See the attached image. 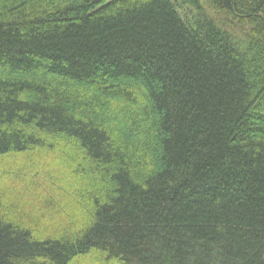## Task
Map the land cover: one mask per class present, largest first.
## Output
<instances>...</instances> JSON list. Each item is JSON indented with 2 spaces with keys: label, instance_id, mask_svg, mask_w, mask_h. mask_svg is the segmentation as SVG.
<instances>
[{
  "label": "trees",
  "instance_id": "1",
  "mask_svg": "<svg viewBox=\"0 0 264 264\" xmlns=\"http://www.w3.org/2000/svg\"><path fill=\"white\" fill-rule=\"evenodd\" d=\"M0 264H264V0H0Z\"/></svg>",
  "mask_w": 264,
  "mask_h": 264
}]
</instances>
